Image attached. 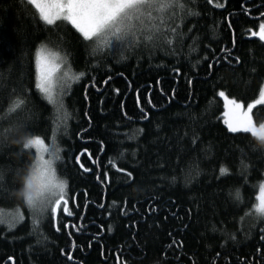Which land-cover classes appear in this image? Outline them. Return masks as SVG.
Here are the masks:
<instances>
[{"label": "trees", "instance_id": "16d2710c", "mask_svg": "<svg viewBox=\"0 0 264 264\" xmlns=\"http://www.w3.org/2000/svg\"><path fill=\"white\" fill-rule=\"evenodd\" d=\"M184 2L156 22L161 39H113L93 54L67 22L47 26L27 0H0V264H264L253 209L264 145L228 130L219 96L259 98L264 42L250 35L264 0ZM41 46L69 73L58 88L66 126L35 88ZM17 96L25 103L12 111ZM252 115L264 123V104ZM36 135L59 148L71 214L57 219L35 218L22 202L36 160L23 144Z\"/></svg>", "mask_w": 264, "mask_h": 264}, {"label": "snow or ice", "instance_id": "6c2138e0", "mask_svg": "<svg viewBox=\"0 0 264 264\" xmlns=\"http://www.w3.org/2000/svg\"><path fill=\"white\" fill-rule=\"evenodd\" d=\"M27 2L34 6L38 12L39 21L45 25L57 27L58 22L70 24L79 33L80 38L91 46L93 54L102 46L110 44L113 39L126 43L128 46L138 44L142 40L153 42L161 39L162 34L159 31V24L156 22H163L165 16H169L170 13L175 16L176 10H183L187 7L184 0H27ZM208 2L211 3L212 0H208ZM217 6L222 7L223 5L217 4ZM252 35H258L260 40L264 41V22L259 25V31L252 32ZM64 55L67 57V52ZM57 58L58 53L46 52L43 50V46L37 48L35 88L43 94L49 104L53 105L54 124L66 126L70 115L64 107L63 101L66 89L62 87L60 96L57 97L53 85L57 82L63 85L68 74L64 73L62 77H57L56 74L61 68ZM237 60H239L238 57ZM84 75V72H78L70 79L76 81ZM219 96L226 101V111L223 115L228 130L231 133H251L264 145V123L257 126L250 114L254 105L264 104V86L260 89L259 98L247 103L246 108L242 101L229 98L224 91H220ZM85 99H87V95H85ZM24 103V99L17 96L11 102L10 110L14 111ZM142 118L145 117L142 116ZM33 144L47 155L38 154L37 159L31 165V171L25 178L21 192L22 202L28 205L35 218H41L45 212L55 217L61 207L65 213L71 214L66 199L67 180L59 178L56 172L55 162L59 159L56 153L59 152V148L55 146V139L52 145H48L39 135L32 136L26 139L23 148H28ZM85 151L87 150L85 149ZM75 159L79 161L80 157L76 156ZM120 171H124V169L121 168ZM220 171L224 173L227 169L222 166ZM41 173L48 179L38 185L36 176ZM128 175L131 176L132 173L129 172ZM239 197L240 193L237 190L236 198L239 199ZM257 200L259 203L253 205V209L255 215L261 218V223H264V183L260 186ZM249 214H252V209H249ZM16 216L23 219V213L19 209L16 210ZM36 222L37 220L34 219L33 223ZM0 223H5L2 216H0ZM8 223L9 227L15 226L13 221ZM60 227H57V231H60ZM63 227H67V225H63ZM261 232H264V228L261 229ZM260 239L264 240V235ZM71 258L69 253V259ZM117 261L119 264V257H117Z\"/></svg>", "mask_w": 264, "mask_h": 264}, {"label": "rangeland", "instance_id": "374dc122", "mask_svg": "<svg viewBox=\"0 0 264 264\" xmlns=\"http://www.w3.org/2000/svg\"><path fill=\"white\" fill-rule=\"evenodd\" d=\"M258 31H259V28H258V30H256V32H258ZM253 32H254V31H253ZM250 37H252V38H256V39L260 40V38H259L258 35H252V33H251ZM260 41H262V40H260ZM262 42H264V41H262ZM43 50L46 51V52H49V51L46 50V49H43ZM49 53H51V52H49ZM57 59H58V62L61 64V68H60V70L57 72L56 75H57V77H62L63 75L61 76V71H62V69H63V62L61 61L60 58H57ZM64 73H67V72L65 71ZM67 74H68V76H69V73H67ZM65 80H69V77H66ZM59 87H61V84H60L59 82H57V83H55V84L53 85L54 92H55V94H56L57 97H58V88H59ZM220 98L223 100V103H224V109H225V103H226V101L224 100L223 97L220 96ZM259 105H262V104L254 105L253 109H254L255 107L259 106ZM244 106H245V108H246L247 105L244 104ZM225 111H226V109H225ZM225 111H224V112H225ZM252 111H253V110H252ZM250 114L252 115V112H251ZM252 117H253V115H252ZM224 119H225V117H224V115H223V122H224ZM253 121H254V120H253ZM225 125H226V124H225ZM226 127H227V125H226ZM250 134H251V133H250ZM251 135H252V134H251ZM254 137H255V136H254ZM256 138H257V137H256ZM29 148H32V149L35 151V153H36V159H37V155H38V154H39V155H45V156L47 155L46 153L41 152V151L37 148V146H36L35 144L30 145ZM56 155H57V153H56ZM46 179H48V177H47L46 175H44L43 173L38 174V175L36 176V182H37L38 185H39L40 183L44 182ZM263 183H264V182H263ZM259 192H260V188H259ZM66 199L68 200L67 195H66ZM258 203H259V201H258ZM68 207H69V200H68ZM61 211H63V208H62V207L58 210V212H57V214H56V216H55V219H57V217L59 216V213H60ZM63 212H64V211H63ZM47 213H48V212H45L41 218H43L44 215L47 214Z\"/></svg>", "mask_w": 264, "mask_h": 264}]
</instances>
